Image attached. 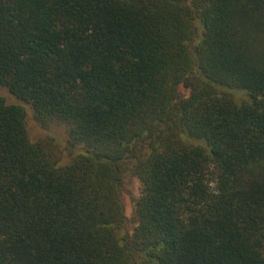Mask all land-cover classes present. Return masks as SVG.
Instances as JSON below:
<instances>
[{
	"label": "trees",
	"instance_id": "obj_1",
	"mask_svg": "<svg viewBox=\"0 0 264 264\" xmlns=\"http://www.w3.org/2000/svg\"><path fill=\"white\" fill-rule=\"evenodd\" d=\"M0 85V264H264V0H0Z\"/></svg>",
	"mask_w": 264,
	"mask_h": 264
},
{
	"label": "rangeland",
	"instance_id": "obj_2",
	"mask_svg": "<svg viewBox=\"0 0 264 264\" xmlns=\"http://www.w3.org/2000/svg\"><path fill=\"white\" fill-rule=\"evenodd\" d=\"M0 96H2L7 103H16L23 106L25 110L26 128L31 141L44 142L55 152L56 157H58L61 163L69 159L70 155L67 148L68 134L63 124L39 121L29 103L16 98L6 87L1 85ZM139 190V182L135 177H125L122 185V198L125 205V212L128 217L127 229L129 230H131L135 224L133 206L135 199L139 195Z\"/></svg>",
	"mask_w": 264,
	"mask_h": 264
}]
</instances>
